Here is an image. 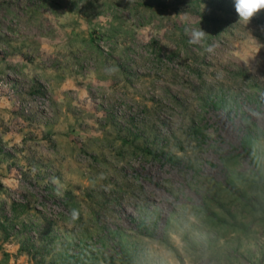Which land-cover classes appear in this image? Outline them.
I'll return each mask as SVG.
<instances>
[{
  "label": "rangeland",
  "instance_id": "1",
  "mask_svg": "<svg viewBox=\"0 0 264 264\" xmlns=\"http://www.w3.org/2000/svg\"><path fill=\"white\" fill-rule=\"evenodd\" d=\"M234 3L0 0V264H264V10Z\"/></svg>",
  "mask_w": 264,
  "mask_h": 264
},
{
  "label": "clouds",
  "instance_id": "2",
  "mask_svg": "<svg viewBox=\"0 0 264 264\" xmlns=\"http://www.w3.org/2000/svg\"><path fill=\"white\" fill-rule=\"evenodd\" d=\"M235 11L238 16L244 20H250L256 13L264 10V0H235L234 3ZM205 38V31L194 30L191 33L190 43H199ZM211 51V49H209ZM112 71V70H109ZM80 217L78 210L73 209L70 213V222L74 223Z\"/></svg>",
  "mask_w": 264,
  "mask_h": 264
},
{
  "label": "built area",
  "instance_id": "3",
  "mask_svg": "<svg viewBox=\"0 0 264 264\" xmlns=\"http://www.w3.org/2000/svg\"><path fill=\"white\" fill-rule=\"evenodd\" d=\"M27 105H29V104H27Z\"/></svg>",
  "mask_w": 264,
  "mask_h": 264
}]
</instances>
